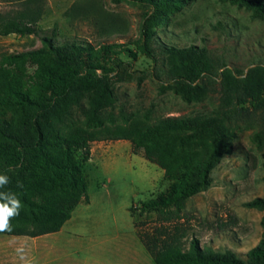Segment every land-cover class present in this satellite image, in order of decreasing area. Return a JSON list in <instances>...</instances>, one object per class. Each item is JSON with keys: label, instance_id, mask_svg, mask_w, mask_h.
<instances>
[{"label": "rangeland", "instance_id": "374dc122", "mask_svg": "<svg viewBox=\"0 0 264 264\" xmlns=\"http://www.w3.org/2000/svg\"><path fill=\"white\" fill-rule=\"evenodd\" d=\"M28 0H0V14L14 15ZM39 10V35L0 36V60L8 53L40 46L39 36L56 32V42L77 41L98 49L118 44L109 62L116 102L104 111V126L145 125L166 116L209 113L219 107L221 72H245L264 65V22L250 12L219 0H190L155 29L157 43L205 45L218 65L205 78L207 94L184 101L167 81L163 56L157 61L135 49L143 6L128 0H31ZM134 52V55L129 51ZM28 70H33L28 65ZM233 136L211 173L209 185L183 207L164 213L142 210L143 202L165 192V163L123 138L90 142L84 164L88 200L71 210L61 229L22 236L7 264H155L145 240L175 234L182 248L197 239L216 251L245 253L261 238L262 212L244 202L264 196V107L233 106ZM234 111V110H233ZM233 112V113H235ZM78 113V112H76ZM78 123L83 121L77 116ZM130 208L133 211L130 213ZM158 241V240H157Z\"/></svg>", "mask_w": 264, "mask_h": 264}, {"label": "trees", "instance_id": "16d2710c", "mask_svg": "<svg viewBox=\"0 0 264 264\" xmlns=\"http://www.w3.org/2000/svg\"><path fill=\"white\" fill-rule=\"evenodd\" d=\"M128 1L145 8L134 45L154 63L155 46L162 54L167 75L162 87L171 88L184 101L205 96L209 88L204 79L225 64L218 65L205 45L157 43L154 29L190 0ZM219 1L264 22V0ZM30 2L23 1L14 15L0 14V36L39 35L35 24L40 11L28 6ZM55 29L39 36V47L8 53L0 60V172L10 178L0 190L13 191L21 200L19 215L9 221L12 230L0 234L36 237L59 231L73 207L88 200L84 164L90 158V142L100 138H123L160 158L168 187L141 208L178 212L188 198L209 185L233 136L230 121L237 114L233 106L248 102L254 109L264 107V65L258 63L245 72L230 68L221 72L220 104L212 112L111 129L104 126V111L116 102L108 61L118 44L94 49L77 41L57 43ZM78 115L83 117L81 123ZM244 206L262 212L261 238L245 258L229 249L203 247L194 238L184 249L175 234L167 233L145 240L146 248L155 264H264V196Z\"/></svg>", "mask_w": 264, "mask_h": 264}, {"label": "clouds", "instance_id": "9594fccd", "mask_svg": "<svg viewBox=\"0 0 264 264\" xmlns=\"http://www.w3.org/2000/svg\"><path fill=\"white\" fill-rule=\"evenodd\" d=\"M10 178L6 173L0 172V189L8 185ZM21 200L13 191L0 190V232L11 231L10 219L19 215Z\"/></svg>", "mask_w": 264, "mask_h": 264}, {"label": "crops", "instance_id": "0c3cea01", "mask_svg": "<svg viewBox=\"0 0 264 264\" xmlns=\"http://www.w3.org/2000/svg\"><path fill=\"white\" fill-rule=\"evenodd\" d=\"M22 236L0 234V264H7V259L15 254L16 243Z\"/></svg>", "mask_w": 264, "mask_h": 264}]
</instances>
